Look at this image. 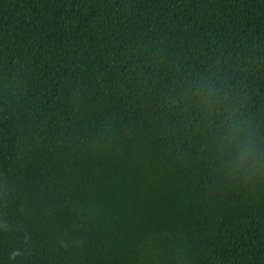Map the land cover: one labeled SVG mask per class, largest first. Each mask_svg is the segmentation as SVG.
<instances>
[{
    "label": "trees",
    "instance_id": "obj_1",
    "mask_svg": "<svg viewBox=\"0 0 264 264\" xmlns=\"http://www.w3.org/2000/svg\"><path fill=\"white\" fill-rule=\"evenodd\" d=\"M0 264H264V0H0Z\"/></svg>",
    "mask_w": 264,
    "mask_h": 264
}]
</instances>
